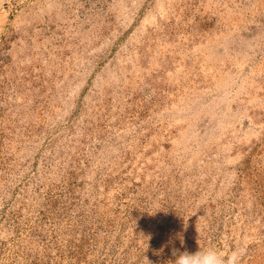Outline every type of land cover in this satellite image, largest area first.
I'll return each mask as SVG.
<instances>
[{"label":"rangeland","instance_id":"rangeland-1","mask_svg":"<svg viewBox=\"0 0 264 264\" xmlns=\"http://www.w3.org/2000/svg\"><path fill=\"white\" fill-rule=\"evenodd\" d=\"M209 248L264 264V0H0V264Z\"/></svg>","mask_w":264,"mask_h":264},{"label":"clouds","instance_id":"clouds-1","mask_svg":"<svg viewBox=\"0 0 264 264\" xmlns=\"http://www.w3.org/2000/svg\"><path fill=\"white\" fill-rule=\"evenodd\" d=\"M243 255L244 252L241 249L231 252L227 257L220 256L211 248L195 252H188L187 250L179 252L174 249L173 256L175 259L170 261V264H240Z\"/></svg>","mask_w":264,"mask_h":264}]
</instances>
